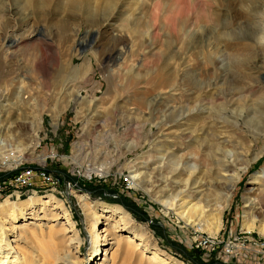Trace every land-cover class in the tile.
Returning a JSON list of instances; mask_svg holds the SVG:
<instances>
[{
    "label": "rangeland",
    "instance_id": "1",
    "mask_svg": "<svg viewBox=\"0 0 264 264\" xmlns=\"http://www.w3.org/2000/svg\"><path fill=\"white\" fill-rule=\"evenodd\" d=\"M167 1L161 0L152 16L145 0H120L111 10L104 2L93 14L53 5L40 18L19 7V0H0V153L21 156L20 162L0 163V177L35 165L64 179L50 192L14 194L0 203L54 195L74 223L69 236L81 241L72 243L70 260L96 264L104 252V244L92 249V230L99 232L102 226H89L78 199L82 194L93 204L122 206L135 221V239L145 233L148 246L141 248L146 256L155 250L167 263L247 264L240 255L239 263L204 261L206 250L195 242L199 235L264 243V232L244 228L248 212L258 225L264 224V180L252 183L264 172V0H204L208 19L216 16L218 21L194 19L202 10L193 0H179L182 7L163 14ZM109 14L114 16L111 25L99 31ZM188 15L190 21H180ZM175 21L170 31L167 25ZM33 32L53 40L50 52L46 49L52 58L44 70L37 65L40 41L12 45V35L19 39ZM115 38L122 40L116 48L121 54L107 62ZM258 54L262 59L252 66ZM240 58L251 66L236 69ZM190 114L197 119L185 123ZM221 151H234L228 170ZM238 159L247 163L245 171ZM190 164L197 167L188 170V184V175L175 179L169 172ZM134 169L143 172L139 185L130 179ZM240 169V179L225 180ZM37 173L38 167H31V174ZM69 182L77 184L75 189L69 191ZM251 187L257 190L251 192ZM180 191L182 195L171 199L177 209L181 198L197 203L199 208L189 211L195 222L160 201ZM247 196L255 200L253 211L246 206ZM201 207L207 211L199 215ZM6 214L0 212L1 217ZM218 215L223 225L215 235L212 221ZM29 228L34 229L31 224ZM47 230L43 227L21 241L20 251L29 264H64L46 257L53 242L43 236ZM0 250L1 260L11 259L7 250Z\"/></svg>",
    "mask_w": 264,
    "mask_h": 264
},
{
    "label": "bare ground",
    "instance_id": "2",
    "mask_svg": "<svg viewBox=\"0 0 264 264\" xmlns=\"http://www.w3.org/2000/svg\"><path fill=\"white\" fill-rule=\"evenodd\" d=\"M116 1L119 2L120 0H19V4H20L19 7H21L22 9H24V8L30 9L31 12H33V14L36 17L44 16L46 14V10L53 5L54 6L55 5H62V7L67 8L68 11L72 10V8H76V9L83 8V11L89 10L90 13L93 14L94 10L95 11L100 10L105 5L104 2H107L106 7H104V8H106L107 10H111L112 9L111 6L114 7V5L116 4ZM160 1L161 0H145L146 10L151 16H152L154 10H156V9H157V11L159 10ZM180 1L179 0H170V3H169V1H167V3L165 4L166 7L163 8V14H166V13L169 14L168 9L171 7L173 9L174 8L179 9L180 7H182V2H180ZM193 1H194L195 5L198 6V8L200 10H202L201 15L198 14L199 12L195 13L194 19H197V21H209V20L210 21H218V18L216 16H211V19H208L210 14L207 13L208 10L206 12V7L204 8V5H203V3H205L204 0H193ZM206 1L208 3H211V1H213V0H206ZM226 1L232 2V0H226ZM237 1H239V0H237ZM237 1H236V3H237ZM145 2H144V4H145ZM233 2H235V0H233ZM226 6H227V4H226ZM14 8H15V10L17 8V10H18L17 6H14ZM14 8H11L12 13H16V11L15 12L13 11ZM88 8H90V9H88ZM92 10H93V12H92ZM157 13H159V12H157ZM228 14H227V16H228ZM177 15H178V12H177ZM177 15H176V19L178 17ZM158 17H160V16H158ZM168 17L169 16H167V18ZM40 18H42V17H40ZM113 18H114V16H112V14L111 15L109 14L106 17H104L105 22L104 23L102 22L100 24L98 30L100 31V30H102V27L111 25ZM167 18H164V19L167 20ZM233 18H231V19H233ZM164 19H162V20L164 21ZM190 20H191L190 16L188 15L187 17H185L184 20H180V21H190ZM177 21H178V19H177ZM177 21H175V23L171 22L170 24L167 25L168 29H170V31L172 29L176 28V22ZM164 23L167 24V22H164ZM177 25H179V24H177ZM155 27H156V25L153 23V26L151 29H153V31H154ZM253 33H255V32H253ZM256 35H257V33L255 34V36ZM15 38L16 37H13V35H12L11 39L14 42L12 45H15V46H19V45L22 46L25 43H28V42L33 41V40L40 41L41 50L37 56V65H39V66L41 65V69L44 70L52 58V55H50L46 51V49L48 51H49V49H51L53 40L50 37L48 38L47 36L41 35L39 32H33L30 34L24 35V36L20 37L19 39H15ZM118 40H120V39L115 38L114 41L111 42L112 46H111L110 54L105 59L107 62L112 61L116 57V55L118 54L117 52L119 50L116 49L117 46L119 47V45H118L119 43H117ZM120 41H122V40H120ZM197 41H199V38ZM79 44H80V42H79ZM121 44L125 45L124 42H121ZM262 47L264 48L263 45H262ZM120 54H121V52L118 55H120ZM257 56H258V58H257V60H255L256 61L255 63L254 62L252 63V66L257 67L258 63L261 61L262 57L260 58L259 54ZM240 59L235 62V68L236 69H241L245 66H247V67L251 66V64L248 65L246 63V60H243V59L240 60ZM197 116L198 115H196V114L195 115H193V114L188 115L187 118H185V123L189 122L190 120L197 119L196 118ZM55 120L56 121L58 120V115L55 116ZM213 124L215 126L222 128V129L226 128L224 123L219 124L217 121L216 122L214 121ZM195 140L197 142V139H195ZM195 140H194V142H195ZM75 147H76V145H75ZM218 150L220 151V148ZM233 152L232 151H221L222 157L223 158L225 157V159L228 158L227 160H224V159L222 160L224 163V168H226L227 170L230 168V165H231L229 157L232 158L235 156L233 154ZM1 155H2V153H0V163L4 164V165L9 163V162H14V161L20 162L21 161L20 155L19 156H12V157L4 156V155L1 156ZM234 161L236 163V160H234ZM236 164H239V163H236ZM241 164L243 165L241 167V169L243 171H245L248 167L247 163L245 164V162L243 161V162H241ZM196 167H197L196 164H193V165L190 164V165L186 166L184 169H182L180 172L177 170L178 169L177 167L176 168L172 167V170H170L169 172L173 173L172 175H174V178H175V175L177 177H180L181 174L188 175V177L185 180V184H188L189 181L191 182V175H192V173H190V174L188 173V170L192 169V168L195 169ZM241 169H240V171L235 170L233 172V175L226 176L225 180L230 181V180L235 179V177L240 179ZM41 174H49V173H47V171H46V172H41ZM141 174H143V172L138 171V169H134V171H132L130 179L132 180V183L134 185L140 184ZM146 174H148V173H145V175ZM260 179L264 180V172L257 173L254 176V179H253L254 182H252V183L253 184H259ZM192 182L195 183V181H192ZM226 189H227V187H225L223 189V191L220 192V194L222 196H226ZM251 190L254 191L257 189L254 187H251L250 191ZM147 191L150 192V189H147ZM182 192L183 191H180L177 195H174L173 193L168 194L166 197L164 196L166 199L161 198L160 201L164 205H167L169 207L168 208L169 210H175V209H177V207L175 205L176 203L174 201H172V199L178 197V195H182ZM171 197H172V199H171ZM78 199H79V203H80L81 207L83 208L84 213L87 217V222H88L89 226L91 228H92V226L97 228V225L102 226L101 231H99V232L96 231V233H95L92 230V233H93L92 234V244H93L92 249L95 250L96 247H98L100 244H104V247H103L104 252L101 254L100 260H99V262H96V264H179L176 261L167 263L166 260H164V257H162L155 250L151 251V254H152L151 256H146L147 254H145V252L141 248V246H148V244L145 245V243H147L146 242L147 241L146 236L144 237L145 233L142 232L141 234H139L141 237L139 239V241L135 239V237L133 235L135 230L131 229V228H134L132 224H134L135 221H134L133 217L130 215V213H128L122 206H120V205H109V204H105V203H100L98 205L93 204L92 202H90L89 196L87 194L78 195ZM182 200H183L182 198L179 199V204H178V209H177V210H179V212H178L179 216L183 219L188 218L189 222H192V221L195 222V220H191L193 216H191L192 214H190V212H193L196 208H199L198 204L192 203L191 201L187 202V201H182ZM254 201L255 200L252 199L251 196L246 197V202H247L246 206L251 207L252 210H250V211H253V207L255 206ZM189 204H190V206H189ZM227 206H228V204L225 206V208ZM201 208H202V210H201V213L199 215H201L202 213L207 211L206 208H204V207H201ZM57 209H59L61 212H58V211L56 212L55 210H57ZM2 210L7 211V214H6L5 218L0 216V249L7 250V255H10L11 259L8 260L7 259L8 256L6 257L5 260L0 259L1 260L0 264H5V263H7V264L8 263H10V264H29V260L27 259V257L20 251V243L26 237V235L33 236L34 231L42 230L43 227H46L48 229L47 232H45V234L43 236H45L46 238L53 241L52 244L49 245L50 252H47L49 255L46 257L54 258L56 261H63L64 264H82L78 260H70V257H72V255L74 254V251L72 249V243H74L75 240L77 242H81V241H80V238L78 236L76 238H72L71 236H69V233L72 231V229H70V228L74 227V223L70 218L69 212L65 209L63 204H59L58 202L55 201L54 195H49V197H47V198H35L34 196H32L29 199L22 201L21 203L10 202L7 199L5 202H3V204L0 203V212H2ZM30 224L34 227L33 230H31L29 228ZM212 225L215 229L214 234L216 235L217 232L220 230V228L223 225L222 217L220 215H218L217 217L213 218ZM244 228L248 231H252V230L258 228L259 230L264 232V224L262 223L261 225H258L257 217L252 212H248L246 214ZM126 230L130 231V232H129V234L124 236L123 233ZM199 236H201V235H199ZM199 236H197V238ZM261 244L264 245V243H261ZM240 247L249 248V246H241L239 244L238 248H240ZM250 247H252V246H250ZM147 249H149V248H147ZM0 251H2V250H0ZM33 254H35V253H33ZM35 255L38 256V253H36ZM68 257H69V259H68ZM254 260H256L257 262H262L263 258L261 256L257 255Z\"/></svg>",
    "mask_w": 264,
    "mask_h": 264
},
{
    "label": "built area",
    "instance_id": "3",
    "mask_svg": "<svg viewBox=\"0 0 264 264\" xmlns=\"http://www.w3.org/2000/svg\"><path fill=\"white\" fill-rule=\"evenodd\" d=\"M31 167H38V174H31ZM63 183V177L51 170H49V174H41V166H23L20 168L19 172L13 173L4 178L0 177V199H6L7 197L10 198V196L12 197L14 194L16 196L23 194L29 196L32 192L34 195L36 190H46L50 192L51 188H60ZM124 185L126 187L129 186L126 183ZM76 186L77 184L69 182L67 188L70 191L71 189H75L74 187ZM244 232L245 231L239 230V235H243ZM197 240L198 242H196ZM224 240V236L221 240H214L212 235H201L196 238L195 242L196 244L198 243V248L202 247L206 250L204 254V261L206 262H211V260L215 259L217 261H221V263H239L238 256L240 255L241 257H246L247 264H264L263 244L248 243V237H246V239H242L240 236H229L227 241L223 242ZM239 244L241 246H249V248H238ZM257 255L263 258L262 262L254 260Z\"/></svg>",
    "mask_w": 264,
    "mask_h": 264
}]
</instances>
